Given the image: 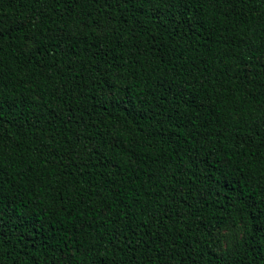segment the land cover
Here are the masks:
<instances>
[{"label": "trees", "instance_id": "16d2710c", "mask_svg": "<svg viewBox=\"0 0 264 264\" xmlns=\"http://www.w3.org/2000/svg\"><path fill=\"white\" fill-rule=\"evenodd\" d=\"M0 264H264V0H0Z\"/></svg>", "mask_w": 264, "mask_h": 264}, {"label": "snow or ice", "instance_id": "6c2138e0", "mask_svg": "<svg viewBox=\"0 0 264 264\" xmlns=\"http://www.w3.org/2000/svg\"><path fill=\"white\" fill-rule=\"evenodd\" d=\"M3 35H4V33H3V32H0V38H2V37H3Z\"/></svg>", "mask_w": 264, "mask_h": 264}]
</instances>
